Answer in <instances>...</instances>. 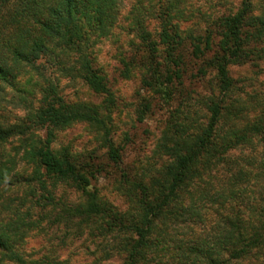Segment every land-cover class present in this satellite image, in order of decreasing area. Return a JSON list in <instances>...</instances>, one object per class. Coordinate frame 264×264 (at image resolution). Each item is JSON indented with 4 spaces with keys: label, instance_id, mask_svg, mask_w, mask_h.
Masks as SVG:
<instances>
[{
    "label": "trees",
    "instance_id": "obj_1",
    "mask_svg": "<svg viewBox=\"0 0 264 264\" xmlns=\"http://www.w3.org/2000/svg\"><path fill=\"white\" fill-rule=\"evenodd\" d=\"M135 1L124 11L128 0H0V93L31 75L24 116L0 105V146L20 142L34 167L14 178L0 170V264L29 263L24 244L47 221L104 237L122 264H264V0H239L198 31L182 28L192 17L184 0ZM103 39L118 46L120 77L141 73L143 89L182 103L159 143L167 159L127 181L129 213L90 191L92 160L52 147L57 132L85 123L103 135L110 158L122 160L110 138L116 101L95 50ZM232 68L250 75L236 78ZM56 73L82 81L104 105L69 101ZM204 83V121L180 120V107L191 111L187 102ZM65 186L84 202L60 206L56 193Z\"/></svg>",
    "mask_w": 264,
    "mask_h": 264
},
{
    "label": "rangeland",
    "instance_id": "obj_2",
    "mask_svg": "<svg viewBox=\"0 0 264 264\" xmlns=\"http://www.w3.org/2000/svg\"><path fill=\"white\" fill-rule=\"evenodd\" d=\"M135 2V0H128L124 11L128 10ZM141 5L147 7L149 1L142 0ZM238 5L239 0H184L182 8H184L185 14H190L192 17H188L190 21L183 24L182 28L198 31L197 29L209 25L214 17L236 11ZM95 50L100 66L104 67L109 87L116 101L111 116L113 131L110 138L120 149L122 160L118 163L113 161L109 156V147L103 135L85 123L75 124L57 132L56 141L52 147L56 151L68 148L72 155L81 157L82 161L92 160L91 162L95 166L92 170H95L97 175L91 179L90 191L97 192L99 200L115 210L129 213L133 209L132 199H130L131 188L127 181L130 178L132 180L135 174L139 175L140 172L159 168L162 163L161 157L167 159L159 153V143L170 115L182 103H180L181 99L177 97V100L169 105L163 99L161 100L159 95L143 89L141 73L133 72L126 77H120L119 72L114 70L117 66L115 59L119 56L120 51L118 46L112 44V40L103 39L96 45ZM231 72L236 78L250 75L247 69L242 68H232ZM30 76H23L19 80V88L5 86L4 92L0 93L1 108H7L18 116L26 114L25 105L29 104V101H23L22 87ZM211 76L213 77L212 74L210 78H212ZM35 78L39 80V77L35 76ZM55 80L60 82L62 94L69 101L87 103L97 107L104 105L102 104L104 98L94 93L82 81L62 78L57 73ZM40 82L43 83L42 80ZM205 83L202 86L198 85L196 87L198 94H193L188 100L187 105H190L191 111L186 112L185 105L180 107V120H184L185 114L188 116L192 114L195 115V121H204L203 105L198 96L209 91V84ZM33 87L38 89L35 84ZM144 106L147 107L145 108L146 115L140 119L139 112L144 109ZM100 109L104 115V108ZM190 128H195L194 122ZM19 147L20 142H10L0 146V170L7 167L14 170L9 178L30 175L34 170L33 165H28L22 159L24 152L19 151ZM87 156L89 157L87 158ZM235 156L241 157L243 154L238 151ZM5 161L9 163H5ZM56 199L60 202V206H73L84 202L80 193L66 186L58 189ZM103 240L104 237L97 239L87 231L70 229L64 224L53 225L47 221L43 223L41 230L30 233L23 251L29 258V263L26 264H49L50 261H66L67 264H122L117 255L111 254L113 251L106 245V240ZM108 255L109 258H107ZM96 258L99 259V262L94 263Z\"/></svg>",
    "mask_w": 264,
    "mask_h": 264
}]
</instances>
